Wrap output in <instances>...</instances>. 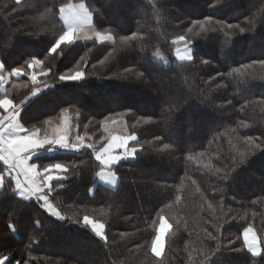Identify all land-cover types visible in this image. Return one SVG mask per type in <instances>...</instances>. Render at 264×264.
Segmentation results:
<instances>
[{
    "label": "trees",
    "instance_id": "1",
    "mask_svg": "<svg viewBox=\"0 0 264 264\" xmlns=\"http://www.w3.org/2000/svg\"><path fill=\"white\" fill-rule=\"evenodd\" d=\"M73 2L88 5L97 30L113 39L75 40L52 53L66 30L60 9ZM198 21L205 30L195 36ZM180 35L193 61L177 57ZM0 57L6 73L24 70L0 99L24 101L20 120L39 127L41 138L66 122L72 139L80 135L97 151L116 129L136 137V154L111 168L116 187L95 175L101 165L93 148L36 156L40 170L68 166L47 192L64 219L43 201L23 200L13 180L0 189V257L11 264H264V0H0ZM33 59L40 63L29 68ZM75 71L81 80H59ZM249 137L261 147L241 160ZM7 170L0 161L6 185ZM85 216L104 225L106 240ZM161 217L170 229L157 256ZM248 227L260 255L244 242Z\"/></svg>",
    "mask_w": 264,
    "mask_h": 264
},
{
    "label": "snow or ice",
    "instance_id": "2",
    "mask_svg": "<svg viewBox=\"0 0 264 264\" xmlns=\"http://www.w3.org/2000/svg\"><path fill=\"white\" fill-rule=\"evenodd\" d=\"M16 3L19 4L20 0H16ZM215 7V5H213ZM51 11V9H49ZM61 19H63L64 24L66 26V30L62 31V34L55 39L54 43L51 46L50 51L52 53L57 52L58 49L61 48V45H71L75 42L74 36L76 33L83 28L85 23L90 22L92 17V12L89 9V6L85 3H80L77 6H69L67 14H65V8L60 9ZM211 17H209V20ZM200 26V32H194L193 35L199 36L201 32L205 30L204 24L202 22H196ZM222 23V22H218ZM227 27L229 29L233 27L232 24H228ZM215 31V29H212ZM189 32H193L192 28L188 29ZM241 32H244V28H240ZM96 37L100 41H107L112 39L111 34H104L102 32H97ZM78 38V37H77ZM127 39V38H125ZM177 42L184 43L185 47L183 50L184 54H181L180 49H177V55L180 60H188L193 61L194 57L192 55L191 48L189 47L190 41L186 39L184 35H180L177 37ZM40 61L33 59L28 63L29 68H33L35 65L39 64ZM204 64H208V60L203 61ZM261 64H264V61H260ZM250 67V66H246ZM7 67L3 62H0V88L7 82L10 77H20L24 74V70L20 67L12 68L7 72V76L4 74ZM234 72H241L240 69H235ZM43 75H47V73H42ZM243 74V73H241ZM231 75V74H229ZM84 73L82 71L70 72L67 75H60V81H79L83 78ZM33 84L37 81V74L32 73L30 77ZM39 88L37 87L32 95L35 96ZM24 101H21L20 105H14L13 101L7 96L3 99H0V109L4 110L3 115H0V161H3L6 165H8V176L11 179L8 180V184H5L6 177L3 173H0V188L10 187L12 181H15V189L14 191L19 193V196L23 200H29L32 196H35L37 200L43 201L41 207L46 208L49 212L60 219H64L61 216L60 212L57 211L53 205L49 202V197L47 192L52 191V187L49 184L50 181L54 179L52 173L61 172L67 173L68 166L63 163H51L48 165H41L40 167L43 169V175H41L40 171L37 168V164L29 161H32L33 155L42 148L47 147L48 151H53L56 148H64V149H72V150H80L84 147L93 148V152L95 153V159L100 162L101 168L100 171L96 172L95 175L98 176L101 180H105L109 183H115L114 173L110 171L112 166L120 159L127 158L128 156H134L136 154V149H129L127 147L128 142L135 141L136 137L134 135L128 136L125 138H117L112 137L110 142L103 146L99 151H97L93 145H85L83 141V137L80 135H76L75 142H73L69 137V128L67 126V122L62 129H58L56 134L51 137L44 136L41 138L39 135L41 129L39 127L35 128H25L23 124L19 122L18 117L22 119L21 108L23 107ZM65 113L67 109L64 110ZM107 124V120L104 122ZM115 123V121H113ZM245 127L247 125H244ZM85 127H87L85 125ZM232 132H236V129H232ZM159 139V137L157 138ZM249 145V148L244 152L240 153L241 160H244L249 151H253L255 149H259L261 145L259 143H255L249 137L244 141ZM118 147L124 149L123 156L112 155L111 152L113 147ZM170 145L165 144L164 148H169ZM189 159H193L189 157ZM105 169H109V171H105ZM223 171L221 168H216L215 172L219 173ZM23 176L22 180L20 177ZM37 177H39V183H37ZM227 179V176L223 177ZM59 183V178H56ZM47 189V191H46ZM161 223L159 227V232L155 236V239L152 241V252L157 256L160 255L161 248L163 247V238L165 229L170 227L165 221L164 217L160 218ZM85 225L91 224L93 232L100 237L101 239L106 240L103 229L104 225L91 221L88 216L84 217ZM9 229L15 231L16 228L14 224L8 225ZM209 239H215L211 233H208ZM244 242L248 247V251L252 253V255L257 256L260 255V249L257 244V240L255 235L253 234V229L251 227L245 228L243 233ZM230 243H233L230 241ZM219 251V248L215 249L211 255L214 256L216 252ZM233 251H239V249H233ZM210 260L211 257H208ZM0 264H11V258L8 256L0 257ZM16 264H21L20 261H16Z\"/></svg>",
    "mask_w": 264,
    "mask_h": 264
},
{
    "label": "rangeland",
    "instance_id": "3",
    "mask_svg": "<svg viewBox=\"0 0 264 264\" xmlns=\"http://www.w3.org/2000/svg\"><path fill=\"white\" fill-rule=\"evenodd\" d=\"M82 3H84V2H82ZM80 3H75V2H73V3H69V4H67L66 6H64L63 8H65V14H67V12H68V8H69V6H77V5H79ZM63 20V19H62ZM64 22V21H63ZM97 32H100L99 30H97V28L95 27V25H94V23H93V13H92V17H91V20H90V22H88V23H85L84 25H83V28L81 29V30H79L77 33H76V36H74V40H80V41H85V40H94V39H96V40H99L97 37H96V33ZM78 37V38H77ZM76 38V39H75ZM113 39V38H112ZM112 39H110V40H112ZM110 40H107V41H110ZM100 41V40H99ZM191 51H192V48H191ZM159 58V60L161 61V62H163V63H166L168 60L165 58V57H163V56H160V57H158ZM67 126H68V128H69V124H67ZM117 131V133H115L112 137H117V138H125V137H128V136H132V135H128V134H125V133H123V131H121L120 129H116ZM69 137H70V139L72 140V141H74V139H72V131L70 130V128H69ZM112 137H111V139H112ZM110 139V140H111ZM110 140L106 143V145L110 142ZM105 146V145H104ZM115 147V146H114ZM46 149V151H48L47 150V148H44V150ZM62 150L63 151H72V149H64V148H62ZM100 150V149H99ZM98 150V151H99ZM73 151H76V150H73ZM78 151V150H77ZM48 152H52V151H48ZM53 152H57V150H53ZM115 155H117V156H123L124 155V151L123 150H121V151H117V153H114ZM131 157H133V156H131ZM105 171L107 172V171H109V169H105ZM110 171L112 172V173H114V177H115V183H105L104 182V180H101L100 178H99V181L102 183L103 182V184L105 183L106 185H108V186H110V187H116L117 186V184H118V181H119V177H118V175L112 170V169H110ZM64 177H65V175H64ZM63 177V178H64ZM51 203V202H50ZM52 204V203H51ZM53 205V204H52ZM53 207L57 210V208L53 205ZM58 211V210H57ZM92 221V220H91ZM165 221L167 222V224L170 226V224H169V222L165 219ZM101 224V223H100ZM170 229V227H168V228H166L165 229V232H164V238H163V246H164V242H165V236H166V234H167V232H168V230ZM253 234L255 235V237H256V240H257V244H258V247H259V249H260V252H261V246H260V242H259V238H258V236H257V234H256V232L253 230ZM162 249H163V247L161 248V252H162ZM160 252V253H161Z\"/></svg>",
    "mask_w": 264,
    "mask_h": 264
},
{
    "label": "crops",
    "instance_id": "4",
    "mask_svg": "<svg viewBox=\"0 0 264 264\" xmlns=\"http://www.w3.org/2000/svg\"><path fill=\"white\" fill-rule=\"evenodd\" d=\"M75 39H76V38H75ZM184 47H185V45L180 46V47L178 48V49H180L181 54H184V53H183ZM189 47H190V46H189ZM190 48H192V47H190ZM176 55H177V50H176ZM177 57H178V55H177ZM178 58H179V57H178ZM0 62H2L1 57H0ZM4 74L7 76V73H6V72H5ZM10 79H11V77L7 80V82L3 85V87L0 88V91L4 92V91L6 90L7 84H8V82L10 81ZM7 98H8V97H7ZM2 99H3V98H2ZM9 99H10V98H9ZM13 103H14V102H13ZM14 105H16V104L14 103ZM3 114H5V113H4V110H3V109H0V115H3ZM17 119L19 120V122H20L21 124H23L19 117H18ZM23 126L26 128V126H25L24 124H23ZM62 128H63V127L58 128V129H62ZM58 129H57V130H58ZM57 130H56V131H57ZM73 139H74L73 142H75V138H73ZM131 142H132V141L130 140V141L128 142V145H127V147H128L129 149L134 148V147L130 146V143H131ZM55 150H57V148H56ZM121 150L124 151V149H122V148L113 147V150H112L111 154H112V155H115L114 153H117V151H121ZM42 153H53V151H52V152H48V151H46V149L44 150V148H42V149H40L39 151H37V152L33 155V157H32V161H31V160L29 161V163L34 162V163L37 164V168H38V170L40 171L41 175H43V170H40V169H39L38 163L34 161V158H35L36 156L42 154ZM128 157H131V156H128ZM118 161H119V160H118ZM7 166H8V165H7ZM7 174H8V172H7ZM52 175H53L54 179H53L52 181L49 182V184H50L51 186H52V182H53L54 180H56V178H59V179H60V178H63V177H64V173H61V172H54V173H52ZM20 178H21L22 180L24 179L23 176H21ZM114 178H115V177H114ZM36 179H37V183H39V182H40V181H39V177H37ZM115 180H116V179H115ZM104 182H105V183H109V182H106L105 180H104ZM102 183H103V182H102ZM105 183H104V184H105ZM0 189H1V188H0ZM46 191H47V189H46ZM17 194L19 195L18 192H17ZM32 198H36V197H35V196H32L30 199H32ZM49 202H50V201H49Z\"/></svg>",
    "mask_w": 264,
    "mask_h": 264
}]
</instances>
